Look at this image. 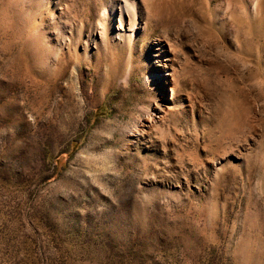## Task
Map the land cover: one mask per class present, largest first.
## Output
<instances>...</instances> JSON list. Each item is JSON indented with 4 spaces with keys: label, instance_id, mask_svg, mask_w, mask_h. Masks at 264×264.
I'll list each match as a JSON object with an SVG mask.
<instances>
[{
    "label": "rangeland",
    "instance_id": "rangeland-1",
    "mask_svg": "<svg viewBox=\"0 0 264 264\" xmlns=\"http://www.w3.org/2000/svg\"><path fill=\"white\" fill-rule=\"evenodd\" d=\"M0 264H264V0H0Z\"/></svg>",
    "mask_w": 264,
    "mask_h": 264
},
{
    "label": "bare ground",
    "instance_id": "bare-ground-1",
    "mask_svg": "<svg viewBox=\"0 0 264 264\" xmlns=\"http://www.w3.org/2000/svg\"><path fill=\"white\" fill-rule=\"evenodd\" d=\"M162 82H163V80H162Z\"/></svg>",
    "mask_w": 264,
    "mask_h": 264
}]
</instances>
